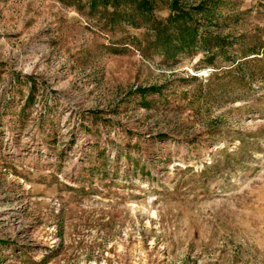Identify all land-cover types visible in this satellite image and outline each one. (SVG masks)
Listing matches in <instances>:
<instances>
[{
	"label": "rangeland",
	"instance_id": "rangeland-1",
	"mask_svg": "<svg viewBox=\"0 0 264 264\" xmlns=\"http://www.w3.org/2000/svg\"><path fill=\"white\" fill-rule=\"evenodd\" d=\"M179 3L222 49L0 0V264H264V0Z\"/></svg>",
	"mask_w": 264,
	"mask_h": 264
},
{
	"label": "trees",
	"instance_id": "trees-1",
	"mask_svg": "<svg viewBox=\"0 0 264 264\" xmlns=\"http://www.w3.org/2000/svg\"><path fill=\"white\" fill-rule=\"evenodd\" d=\"M85 3L90 9L101 8L111 22L133 19L138 17L144 25L149 27L151 40L150 48L167 59L175 58L181 53L192 52L197 47L204 49L206 53L223 48V41L217 35H213L203 24L215 19L213 9L205 5L184 7L179 0H72ZM165 6L168 15L158 19L154 13ZM111 9V10H110ZM111 11V12H110ZM231 45V44H228ZM222 62L231 63L232 59L224 52H220ZM234 62L231 63L233 67ZM148 89H142L144 95ZM145 104L146 102L143 101ZM147 104V103H146Z\"/></svg>",
	"mask_w": 264,
	"mask_h": 264
}]
</instances>
